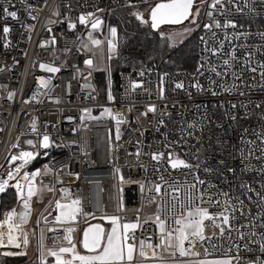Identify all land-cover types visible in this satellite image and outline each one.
Returning <instances> with one entry per match:
<instances>
[{
  "label": "built area",
  "instance_id": "2783aa9c",
  "mask_svg": "<svg viewBox=\"0 0 264 264\" xmlns=\"http://www.w3.org/2000/svg\"><path fill=\"white\" fill-rule=\"evenodd\" d=\"M149 1L0 0V179L7 180L10 172L14 176L0 196L9 190L16 196L0 221L13 210H24L14 185L29 175L34 189L51 195L37 219L40 264H46L44 246L69 245L65 229L109 217L122 225H139L130 232L137 251L141 240L154 245L156 256L146 247L149 256L143 264L186 258L259 264L264 259V0H222L216 8L211 7L213 0H194L193 5H202L197 69L127 70L119 75L117 93L109 69L103 98L87 32L100 33L91 29L99 19L109 42L111 18ZM5 8L16 12V18L6 16ZM80 16L87 21L80 23ZM4 27L10 29L7 34ZM42 65L59 71L49 72ZM103 109L110 110L108 119L91 114L82 123L83 114ZM45 135L51 144L46 149ZM21 140L25 148L18 147ZM25 151L34 154L27 164L12 159ZM178 159L191 167L173 168ZM40 161L44 168H34ZM28 184H22L25 196ZM60 194L81 201L75 222L44 221ZM189 194L192 207L207 209L212 218L203 221V239L184 241L189 254L181 255L179 248L158 246L161 233L155 218L166 222V231L179 227L173 221L186 215ZM139 260L137 256L133 264Z\"/></svg>",
  "mask_w": 264,
  "mask_h": 264
},
{
  "label": "snow or ice",
  "instance_id": "6c2138e0",
  "mask_svg": "<svg viewBox=\"0 0 264 264\" xmlns=\"http://www.w3.org/2000/svg\"><path fill=\"white\" fill-rule=\"evenodd\" d=\"M222 0H213L211 4L212 8H216L217 4H221ZM194 0H168V2H161L158 3L154 8H152L150 12L151 17V27L154 29H159L161 25H169V24H180L183 21L187 20L190 16L193 15L191 9L193 7ZM4 13L6 16H10L12 18H16V12L8 11V9H4ZM91 15V14H89ZM133 15L137 16L138 19H141L142 22L147 23V21H143L142 14L140 13H133ZM211 15V13H209ZM88 17L80 16L79 22L85 23ZM102 22L97 19L91 25L93 29H96L100 26ZM228 25H224L227 27ZM235 27V25H231ZM74 27V25H73ZM207 28L211 29L212 25H206ZM215 27L220 28L221 24L219 22H215ZM10 31L8 27H4L3 32L7 34ZM111 36L113 38L117 35L116 28L110 29ZM91 38V37H90ZM203 40V38H201ZM93 43L96 45L100 44L99 40H93ZM111 44L112 50L115 51L116 45L112 41L109 42ZM213 53L216 52V49H211ZM87 65L91 66L92 61L87 60L85 62ZM227 63V61H225ZM45 70L49 72H57L59 71L58 68L55 67H48L45 65L41 66ZM143 75V73H141ZM264 76V73H261ZM138 84H133L132 87H139ZM177 88H182V83L176 84ZM198 87V86H197ZM215 94V93H214ZM109 99H112L111 93H109ZM154 111L153 109H150ZM106 113L110 114L109 109L104 110ZM94 118V117H93ZM33 129L35 130V125H33ZM31 145L33 142L28 141ZM42 146L44 148H48L51 146L50 139L47 135L43 137ZM261 151H264L262 149ZM243 156V153H241ZM34 158V154L32 152H21L19 157H12L13 160L20 159L27 164L30 160ZM159 155H154L153 159H159ZM178 165H182L185 168L191 167L183 160H177L175 163L172 164V167L175 168ZM23 166V165H22ZM19 168L16 169L19 172ZM231 171V169H229ZM35 175H39L36 173ZM14 178L13 173L8 174V179L3 180L0 179V193H3L6 188L9 186L8 181ZM25 181H29L27 185V196L24 193V187H22L19 183L15 184L14 187L17 193L20 196V199L23 201V208L24 211L21 213H17L15 210L9 212L6 216L5 222L0 224V228H4L7 225L8 228V235H7V242L9 244H13L16 247H19V243L17 241L20 237L13 235L14 232L20 230L21 225L27 222V219L30 214V200L32 196L35 194V189L31 184V180L33 177L29 175H25L23 177ZM200 183H203L200 181ZM159 191V187L156 189ZM63 192L68 194V189H63ZM191 194H189V204L187 208L186 215L181 214L179 219H174L173 223L175 225H179V227L165 230V221L161 220L159 216L155 218V222L159 225L160 233H161V241L158 245L159 247L163 248H179L181 255H188L189 253L184 249L183 244L189 236H200L203 239L202 232H203V221L205 219H211V215L207 209L201 207H192L191 203ZM81 201L79 199H73L69 203H60L57 202L56 208L60 210V215L56 217L57 223H70L76 220V217L82 212V208L80 207ZM181 208H184V205L181 204ZM18 218V221L15 218ZM111 223L113 227L105 235V230L99 225H93L89 227L83 234V248L87 250L89 255H82L76 250V246L73 243L71 234L75 231L74 228L69 227L65 229L68 233L64 237V239L68 240L69 247H60L59 250H49L48 254L54 256L56 258V264H133L134 260H136L137 256L140 258L138 264H143V260L148 258L149 253L145 250L147 249L152 250L151 255L153 257L156 256V252L154 250V245L152 243H147L144 240L139 242V248L137 251V245L135 243V236L130 235L131 230L136 229L139 225L136 223H125L123 225L119 224V220L116 217H112ZM224 223H228L229 217H223ZM147 222V221H146ZM121 228L123 231H121ZM55 229H53L54 231ZM176 233L174 236L173 233ZM129 241H133L130 243ZM175 241V243H173ZM5 243V238L2 234H0V245ZM23 243H28L27 233H23ZM260 251L264 252V238H262L260 243ZM71 253V259H63V254ZM5 255H13V253H5ZM43 264V262H42ZM199 264H231L228 260L222 261H201ZM259 264H264V259L259 261Z\"/></svg>",
  "mask_w": 264,
  "mask_h": 264
},
{
  "label": "trees",
  "instance_id": "16d2710c",
  "mask_svg": "<svg viewBox=\"0 0 264 264\" xmlns=\"http://www.w3.org/2000/svg\"><path fill=\"white\" fill-rule=\"evenodd\" d=\"M144 8L141 5L137 8ZM137 8H123L117 12L115 17L110 20V27L116 28L117 35V54L111 61V71L114 92L117 93L119 87V75L127 70L160 66L163 73L169 72H194L198 66L199 47L198 41L202 34L200 27L191 31L186 41L174 43L168 35H160L153 32L143 24L133 13ZM99 35L100 33L97 32ZM176 45L177 47H174ZM98 87L102 97L106 96L108 90L107 74L99 71L97 74ZM22 141V140H21ZM20 141L19 148H25L24 142ZM44 168V161L37 162L34 168ZM16 203L14 190H9L0 196V219L4 210L13 207ZM40 201L35 199L33 207L40 205ZM40 209L39 207H37ZM40 211V210H39ZM35 213L27 226L26 233L28 238L27 254L25 249H6L1 248V253H13L17 257L5 256L1 259L2 264H40L38 255L37 240V219ZM26 226V225H25ZM23 255V256H21ZM46 264L49 260L46 259Z\"/></svg>",
  "mask_w": 264,
  "mask_h": 264
},
{
  "label": "rangeland",
  "instance_id": "374dc122",
  "mask_svg": "<svg viewBox=\"0 0 264 264\" xmlns=\"http://www.w3.org/2000/svg\"><path fill=\"white\" fill-rule=\"evenodd\" d=\"M201 1L202 0H200L199 3ZM161 2H168V0H151V1L143 4V5H145L144 8L143 7L137 8L134 11V13L138 12V13L142 14L143 21H147V23L142 22V20L138 19L137 16H135V15H134V17H136L137 20H139L141 22V24L149 27L151 29V31L158 32V34H160V35H168L170 37L171 41L174 43H180V42L186 41V39L189 37L191 31L200 27V15L202 13V5L201 4L193 5V7L191 9L193 15L190 16L184 23L177 24V25H170V24L169 25H162V26H160L159 29L153 30V28L151 27L150 12H151L152 8H154L156 6L157 3H161ZM102 26H103L102 29L101 28L98 29V30H100L101 35L96 34V30H89L87 32V35L93 44V47H94L93 49H95V55L97 58L96 63H98V68L100 71H104L106 73L109 69H111V61L116 57V54H117V48L115 49V51H113L111 44L109 42L112 41L113 43H115L116 47H117V42H116V37L113 38L111 36L110 31H109V36L107 37L109 42L106 40V35L103 34L104 24ZM93 40H99L100 44L99 45L94 44ZM107 100H108V98H107ZM104 110L105 109L98 111V112L96 111L95 113H92V111H90L88 113V115L83 114L82 123L89 121L90 118L92 117L91 114H95V115L101 114V116L103 118L108 119L110 117V114L106 113ZM175 162H173V163H175ZM180 166H182V165H178L177 167H180ZM45 173L48 174V171L46 170ZM34 201H33V203H34ZM70 201L71 200L69 197H66L64 194H60L59 197L57 198L56 203L53 204V207H52V210H56V213L54 214L53 211L52 212L50 211L49 213H52V218H50L48 220H50V221L54 220V222H56V217H58L60 215V210L56 208L57 202L69 203ZM30 209H31V211H30L31 216L29 214V217L27 219L26 226H25V231H24L25 233H26L27 226L30 224L29 219H31V217L35 213L39 212L38 208L33 209V205L31 206ZM23 211L24 210H22V212ZM73 233H76V232H73ZM189 237H199V236H189ZM74 239H75V242H74V244H75L77 241L76 240L77 236H75ZM7 246H10L11 248H6V249H17V248H13L15 245H9L8 244ZM25 246H26V254H27V244H25ZM68 246H70V245H68ZM47 251H48V248L44 246V256L45 257H46ZM5 256H8V255L0 254V260ZM8 257H17V256H8Z\"/></svg>",
  "mask_w": 264,
  "mask_h": 264
},
{
  "label": "crops",
  "instance_id": "0c3cea01",
  "mask_svg": "<svg viewBox=\"0 0 264 264\" xmlns=\"http://www.w3.org/2000/svg\"><path fill=\"white\" fill-rule=\"evenodd\" d=\"M35 192H37V194H36L34 200L38 199V201H40L41 204L33 207V209L39 207L40 209H38V210H40L39 212H41V211H43L46 208L48 202L51 200V195L46 190L38 188V187H36ZM56 201H57V198L55 199V201L53 203L55 204ZM52 207H53V205L51 207H49L46 210V212L44 213V221H46V222H49L50 220H48V219L52 218V213H49L50 211L51 212L53 211L54 214L56 213V210H52ZM53 221H50V222H53ZM93 225L101 226L105 230V235H107L108 232L113 227L112 223L109 225V223H102L100 220L99 221L95 220V222H92V223H90V224H88V225H86V226H84L82 228L81 227L80 228H76L75 231H74L76 233H73L72 240H73V243H74L75 242L74 237L77 236V239H76L77 241L75 243L76 250L82 255L91 254V253H88L87 250L83 248L82 241H83L84 232L89 227H91ZM120 225H122V224H120ZM121 231H123L122 228H121ZM63 247H69V246L66 245V246H63ZM59 248H48L46 257L44 256V250H43V256L45 257V260L47 259V260H49V263L56 264V258L54 256L49 255L48 252H49V250H57L58 251ZM25 252H26V250H25ZM2 255H4V254H2ZM63 259H65V260L71 259V253L63 254ZM218 260L222 261V260H227V259L207 258V259H203V260L197 261V260H194V259H191V258H186V259H184L181 262H177V263L171 262V263H164V264H199V262H201V261H218ZM0 262H1V260H0ZM0 264H2V263H0ZM76 264H79V262H76ZM148 264H159V263H148Z\"/></svg>",
  "mask_w": 264,
  "mask_h": 264
},
{
  "label": "bare ground",
  "instance_id": "6f19581e",
  "mask_svg": "<svg viewBox=\"0 0 264 264\" xmlns=\"http://www.w3.org/2000/svg\"><path fill=\"white\" fill-rule=\"evenodd\" d=\"M17 183H19L22 186V184L24 183L23 177H21ZM5 219L1 220L0 224H3L5 222ZM0 234H2L5 238V243L3 245H0V253H1V250H2L1 248H11L10 246H7L9 244L7 242V235H8L7 225H5L4 228H0ZM13 235L20 237V239L17 241V243H19L20 246L19 247L14 246L13 248H17V249H23L24 248L26 250L25 244L23 243V230H22V228H20L19 231L14 232ZM9 245H13V244H9Z\"/></svg>",
  "mask_w": 264,
  "mask_h": 264
},
{
  "label": "water",
  "instance_id": "95a60500",
  "mask_svg": "<svg viewBox=\"0 0 264 264\" xmlns=\"http://www.w3.org/2000/svg\"><path fill=\"white\" fill-rule=\"evenodd\" d=\"M158 4V3H157ZM156 4V5H157ZM194 4V3H193ZM150 19H151V17H150ZM101 21V20H100ZM186 21V20H185ZM185 21H183L182 23H184ZM181 24V23H180ZM101 25V24H100ZM170 25H177V24H170ZM162 26V25H161ZM100 28V26L98 27V28H96V29H99ZM91 29H93L92 27H91ZM153 30H156V29H154L153 28ZM44 148V147H43ZM44 149H46V148H44ZM76 221V220H75ZM74 221V222H75ZM102 223H109V225L111 224V219H110V217L109 218H103V219H101L100 220Z\"/></svg>",
  "mask_w": 264,
  "mask_h": 264
}]
</instances>
